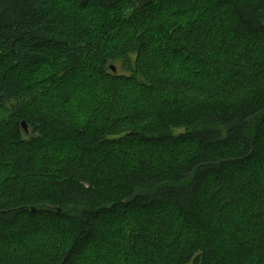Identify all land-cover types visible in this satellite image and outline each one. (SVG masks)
<instances>
[{
    "label": "trees",
    "instance_id": "16d2710c",
    "mask_svg": "<svg viewBox=\"0 0 264 264\" xmlns=\"http://www.w3.org/2000/svg\"><path fill=\"white\" fill-rule=\"evenodd\" d=\"M187 1L114 36L153 0H0V264H264V0ZM156 38L210 72L173 79ZM41 69L109 100L37 105Z\"/></svg>",
    "mask_w": 264,
    "mask_h": 264
},
{
    "label": "rangeland",
    "instance_id": "374dc122",
    "mask_svg": "<svg viewBox=\"0 0 264 264\" xmlns=\"http://www.w3.org/2000/svg\"><path fill=\"white\" fill-rule=\"evenodd\" d=\"M147 13H152L153 17L159 20L160 25L165 27V25L171 23L172 21L180 22L188 20L190 17H193V12L189 10V4L187 0H153L149 6L143 7L141 13L132 16L130 19H122V22L114 24V30L117 32L116 35H126L131 30L137 18L140 15ZM112 14H105L100 12L98 9H93L86 16V21L96 25L105 18L110 19ZM113 36L110 35H99L96 40L97 44H110L113 42ZM156 50L153 49L154 56L157 59V64L159 67L165 66L166 70L171 71L172 78L179 80L184 77L188 78H197L199 74H207L210 72V69H207L205 64L199 65L196 61L190 60L189 57H179L173 56L166 53L164 50L159 49L158 39L156 38ZM198 65V67H195ZM199 69V72H194ZM85 73H89V70H84ZM186 73L185 75H183ZM88 75V74H87ZM87 75L84 78H87ZM82 75H76L75 77H69L68 75L60 76V74L54 75L48 69L37 70L36 73H33L29 80L26 81L29 86V93L27 97L32 95L37 96V105H45L49 109L62 110L66 107H69L70 110H75L81 114H88L89 109L102 106L105 102H108L109 96L104 94L102 91H99L97 87L91 84L90 80H84ZM215 78V73L212 77ZM204 85L209 88H215L216 83L212 79L203 80ZM129 89V91H128ZM127 89L126 101L133 100L134 96L137 94L136 87H129ZM125 91V90H124ZM72 95L74 98L72 99ZM141 98V97H140ZM142 100V99H140ZM141 109L146 107L141 106ZM75 112V113H77ZM25 122V121H23ZM26 123V122H25ZM22 129L24 134L29 136L31 133V127L26 123H22ZM49 146V151L53 154H57L56 146ZM65 147V146H64ZM61 148V147H60ZM65 149L62 154H64ZM169 155L167 150L164 153ZM165 214V213H164ZM166 215V214H165ZM109 222L106 225L108 228ZM119 226L114 224V231L116 232Z\"/></svg>",
    "mask_w": 264,
    "mask_h": 264
},
{
    "label": "water",
    "instance_id": "95a60500",
    "mask_svg": "<svg viewBox=\"0 0 264 264\" xmlns=\"http://www.w3.org/2000/svg\"><path fill=\"white\" fill-rule=\"evenodd\" d=\"M112 67V69L113 70H115V67L114 66H111ZM23 124H26L25 122H22ZM0 214H1V212H0Z\"/></svg>",
    "mask_w": 264,
    "mask_h": 264
}]
</instances>
